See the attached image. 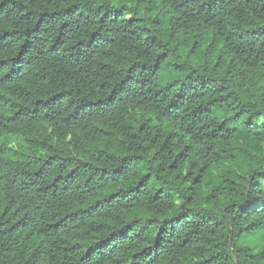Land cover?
<instances>
[{"label": "clouds", "instance_id": "9594fccd", "mask_svg": "<svg viewBox=\"0 0 264 264\" xmlns=\"http://www.w3.org/2000/svg\"><path fill=\"white\" fill-rule=\"evenodd\" d=\"M259 73L264 0H0V193L27 222L0 238V264H163L158 254L179 243L193 218L197 170L217 149L232 153L223 164V199L209 206L197 197L195 219L217 224L221 243L210 252L222 264H264V250L245 247L241 231L253 213L264 220ZM136 111L147 131L132 128L129 142L119 130ZM153 118L176 139L150 145L159 131ZM102 128L115 131L120 145L109 149ZM31 137L48 150L25 153ZM85 138L103 150L84 152ZM10 139L21 143L15 162H7ZM113 169L124 178L114 179ZM56 176L59 188L20 191ZM94 189L104 190L95 209L112 226L78 232L66 214ZM133 205L159 218L137 220L122 235L123 210ZM55 220L60 225L50 227Z\"/></svg>", "mask_w": 264, "mask_h": 264}, {"label": "trees", "instance_id": "16d2710c", "mask_svg": "<svg viewBox=\"0 0 264 264\" xmlns=\"http://www.w3.org/2000/svg\"><path fill=\"white\" fill-rule=\"evenodd\" d=\"M161 2H163V0H161ZM193 44H195V42H193ZM217 71H219V69H217ZM262 78H264V73H259L257 81ZM222 87L227 86L224 85ZM260 89H264V84L257 83L256 91L260 92ZM260 94L264 96V92H260ZM209 103L211 102L209 101ZM205 110L208 109L205 108ZM153 119L156 125L159 126V131L152 134V138L148 142L150 145L154 147L155 144L159 143L161 147H163L164 144L176 139V134L168 125L164 124L159 118ZM132 121V123L122 126V129L119 130V136L125 137L129 142L135 139V133L130 131L132 128H136L137 132L147 131L143 122V114L139 111L133 114ZM137 121H139V123H137ZM151 127V125L148 126V128ZM101 131L105 132L103 139L107 141L109 149H111L112 143H116L117 146L120 145L121 141L117 139V133L115 131L111 135H108L103 128ZM126 132L128 133L127 136H125ZM31 139L33 140L31 144H29L27 140L24 141L29 151L35 150L36 152H41L48 150L45 148L43 142L35 140V137H31ZM233 147H239V145H234ZM249 147L255 150L257 145L254 141H250ZM82 150L86 153H97L103 149L98 148L91 139L85 138L82 141ZM140 151H143V147H140ZM226 152L227 149H217L219 156L211 159L206 166L202 165L197 170L196 175L199 177L198 188L195 195L192 197L193 207L188 209V212L192 213L193 218L188 224L182 226V231H186H184L183 238L180 239L179 243L174 244L172 248L165 249L163 253L158 254L163 264H222V261L217 259L210 252L211 249L216 248L221 243V241L217 239V224L215 222L208 223L202 216H200L199 219H195V217L199 216V212L195 211L194 208L197 203V197L201 198L199 201L200 203L209 206L212 205L213 201L219 203L223 199V195L219 191L220 185L223 183L224 172L226 171V169L223 168V164L225 161L231 162L232 156V153L224 155ZM112 154L111 152L109 153V155ZM16 159L14 152L10 151L7 153V162H15ZM37 159H41V157L38 156ZM3 163V158H0V167L3 166ZM20 163H23V161L20 160ZM46 163H48V161H46ZM174 163L175 162L169 165L170 169L173 167ZM217 165H219V167ZM113 171L117 173L114 179L124 178L121 169H113ZM33 175L37 177V181L41 178L39 176V169H37ZM149 175V173H145L140 180H143ZM64 179H67V176H65ZM127 179H131V177H127ZM59 181H61V177L56 176L53 178L51 184L44 185L43 188H40L38 183L29 185L28 183L22 182L24 183V187L21 188L20 191L22 194L28 195L27 189H29L30 186L34 188L37 193L51 188L53 185L59 188ZM139 182L138 180L137 183ZM157 190L159 191V189ZM53 191H55V189H53ZM103 191V189H94L86 192L83 199L75 202V210L66 214L72 217L70 223H72L73 226H78V232L90 231L94 234H100L104 231L102 228L103 225L107 224L109 227L112 226V217L103 212H97L95 209L99 200L104 198L102 196ZM22 210L23 209L18 207L12 199L5 200L3 194L0 193V223L7 224V228H0V238L7 237L9 233H14L18 228H23L27 225L25 218L20 215ZM149 211L150 209L137 207L135 205L125 208L123 210V217L128 220V223L124 225V228H119L117 231L125 235L126 233L124 230L131 228L137 220H153L159 218V214L156 217L145 215ZM183 214L184 213H179V215ZM252 215L256 216V219H249L242 224L241 231L244 233V246L264 250V229L255 227V225L264 223V220L259 217L258 213H253ZM129 217H131V219H128ZM29 219H31V217ZM60 223V220L50 221L49 226H59ZM157 235H159V233H157ZM194 240L199 241L196 250H193L191 247ZM76 246L77 245L74 243L72 248L75 249ZM200 248H202L203 251H200Z\"/></svg>", "mask_w": 264, "mask_h": 264}, {"label": "rangeland", "instance_id": "374dc122", "mask_svg": "<svg viewBox=\"0 0 264 264\" xmlns=\"http://www.w3.org/2000/svg\"><path fill=\"white\" fill-rule=\"evenodd\" d=\"M8 143H9V145L15 146L14 149L12 150V152H14V155L16 156V151L20 149L21 143H17L14 139H10ZM22 146H23L24 152L27 153L29 150H28L27 145L24 141L22 142Z\"/></svg>", "mask_w": 264, "mask_h": 264}]
</instances>
